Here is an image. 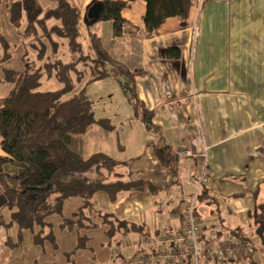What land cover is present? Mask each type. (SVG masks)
Segmentation results:
<instances>
[{
  "label": "crops",
  "instance_id": "obj_1",
  "mask_svg": "<svg viewBox=\"0 0 264 264\" xmlns=\"http://www.w3.org/2000/svg\"><path fill=\"white\" fill-rule=\"evenodd\" d=\"M69 1L81 11L85 33L87 9L102 0ZM10 2H0V37L8 41L14 56L7 67L22 70L27 64L20 32L9 20ZM145 12V0L131 1L122 9L130 26L120 37L114 36L111 21L97 22L91 28L116 60L132 70L145 71L137 80L138 94L149 109H154L157 129L148 130L132 110V114H126L130 145L121 144L116 136L113 152L104 148L100 151L118 161H130L135 174L159 188L163 205L156 209L155 196L138 190L122 192L116 200L99 191L96 204L144 227L143 232H133L127 239L136 246L131 254L146 235L154 238L164 230H182L183 212L175 207L184 209L204 167L209 177L205 186L214 202L200 207L202 240L214 232L216 244L226 231L238 232L236 235L255 246V264H264V0H203L200 9L190 10L185 26L176 17H169L152 36H145L142 29ZM171 45L180 47L179 59L164 56L163 49ZM31 53L33 57L35 52ZM1 69L0 64V97L6 96L12 86L4 80ZM116 82L109 77L91 84L117 91L121 87ZM110 115L117 112L105 115L111 121ZM112 125L111 130L94 126L103 128L106 134L114 131ZM152 141L172 144L181 156L182 183L170 185V171L160 165ZM128 170L129 166L118 169L120 173ZM256 238L263 251L257 248ZM2 240L0 247L5 249ZM117 254L114 256L119 261L122 255Z\"/></svg>",
  "mask_w": 264,
  "mask_h": 264
},
{
  "label": "trees",
  "instance_id": "obj_2",
  "mask_svg": "<svg viewBox=\"0 0 264 264\" xmlns=\"http://www.w3.org/2000/svg\"><path fill=\"white\" fill-rule=\"evenodd\" d=\"M131 1L135 0H102L101 16L96 21L85 17V33L81 27L82 13L69 0L10 2L9 20L20 32L23 60L27 64L22 70L7 67L14 56L9 52L8 41L0 37L1 70L4 80L12 85L9 93L0 97V193L7 199L0 208V228L16 226L18 240L11 236L6 239L11 248L23 243L27 231L35 244L51 243L57 247L55 222L51 221L55 215L61 216L59 229L76 237L74 248L66 251L72 264H77L79 253L90 255L89 250L98 257L92 245V232L98 229L109 239L119 235L120 245L121 237L144 231L141 224L99 208L95 201L99 191L106 192L111 200L118 199L122 192H150L156 198L155 208H162L159 188L135 174L130 161H118L103 151L84 156L71 145L74 135L84 134L96 124L107 130L113 128L108 118L96 117L93 102L86 94L89 84L109 77L118 82L134 114L147 129H157L153 123L154 109H149L138 94L137 80L145 71L132 70L116 60L91 28L97 22L111 21L114 36H123L130 23L123 18L122 9ZM145 1L142 26L145 36H152L169 17H176L185 26L195 5V0ZM31 51L35 52L33 57ZM163 54L179 59L181 49L166 46ZM52 78L60 87L43 90L42 80ZM155 142L151 144L160 165L170 171V185L182 183L181 156L175 153L172 144ZM120 166H129L127 173H120ZM72 198H78L75 201L78 206L65 215ZM213 202L209 189L201 186L195 206L199 220L200 207ZM175 208L184 214L181 206ZM253 257L229 264H255ZM95 262L96 259L89 264Z\"/></svg>",
  "mask_w": 264,
  "mask_h": 264
},
{
  "label": "rangeland",
  "instance_id": "obj_3",
  "mask_svg": "<svg viewBox=\"0 0 264 264\" xmlns=\"http://www.w3.org/2000/svg\"><path fill=\"white\" fill-rule=\"evenodd\" d=\"M42 81L43 83L41 88L43 90L56 89L60 87V83L55 78L43 79ZM105 88L102 90L99 86H97V84H91V86L89 84L86 87V94L93 102V109L96 117L105 118V115L107 113L109 114L112 110L117 112V115H110V122L111 124H115V128L113 132L109 133L107 131V133L104 134L103 128L94 126L93 130L87 132L86 134L74 135L72 137V148L74 151L84 156L100 151L103 148L108 152H113L111 146L116 145V136H119L121 144L125 143L126 145H130L129 138L127 137L130 133V125L129 122L126 121V114H132L133 109L128 100V96L125 95L123 91L121 92V89L119 88L117 91H113L109 86ZM9 90H11V87ZM101 94H104V96ZM133 124L135 127V122H133ZM150 137L152 136L150 135ZM77 199L78 198H72L67 203L65 215L71 214V212L77 208L78 204L75 203ZM163 201L165 203L164 199ZM60 218V215H55L52 219L50 218L51 221L55 222L56 236L58 237L59 242L57 247L53 246L51 243H46L44 246L35 244L31 233L27 231L25 232L23 243L19 246L11 248V246L6 243L5 249L3 246L0 247V264H72L73 261L71 260V257L67 256L66 251H71L74 248L76 237L68 234L69 232L67 230L62 231L59 229L58 223ZM92 235L94 236V241L92 242L93 249L98 252V257L96 255H92L91 250H89L90 253L87 251L90 255L79 253L80 256L77 259V264H89L95 259V264H117L118 262L116 263V257L114 256L117 252H119V255L123 254L122 257L125 255L127 256V254L129 255L136 247L132 240L127 242V239L131 238L130 235L121 239V245L118 244L119 235L109 239L106 237L105 233H103L102 229L92 232ZM9 236L14 239L17 238L18 240L16 226L10 229L4 226L0 228V238H4V240H2L3 242H6V239ZM207 237H209V235ZM254 240L257 248L260 251H263V246L259 242V238ZM204 243V240H200L199 244L201 246H205L206 243ZM83 250L86 251L87 249ZM74 262H76L75 258ZM210 263H213V261H210Z\"/></svg>",
  "mask_w": 264,
  "mask_h": 264
},
{
  "label": "built area",
  "instance_id": "obj_4",
  "mask_svg": "<svg viewBox=\"0 0 264 264\" xmlns=\"http://www.w3.org/2000/svg\"><path fill=\"white\" fill-rule=\"evenodd\" d=\"M203 0H195L193 8L200 9ZM200 140H202L200 138ZM209 177L201 170L193 193L186 200L183 228L178 233L164 230L157 236L141 239V246L132 254L122 257L117 264H229L256 253L254 245L231 233H223L216 244L212 232L201 246L202 222L196 213V198L200 187L208 184Z\"/></svg>",
  "mask_w": 264,
  "mask_h": 264
},
{
  "label": "water",
  "instance_id": "obj_5",
  "mask_svg": "<svg viewBox=\"0 0 264 264\" xmlns=\"http://www.w3.org/2000/svg\"><path fill=\"white\" fill-rule=\"evenodd\" d=\"M103 9V3L101 1H95L87 9V17L92 21H96L101 16ZM6 202V197L0 193V207L6 204Z\"/></svg>",
  "mask_w": 264,
  "mask_h": 264
}]
</instances>
